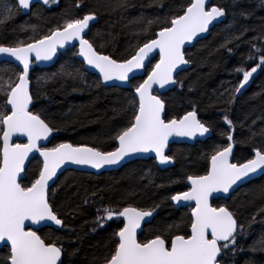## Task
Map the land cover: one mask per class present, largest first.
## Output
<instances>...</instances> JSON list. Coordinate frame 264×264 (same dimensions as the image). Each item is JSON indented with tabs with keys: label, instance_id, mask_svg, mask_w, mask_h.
Masks as SVG:
<instances>
[{
	"label": "snow or ice",
	"instance_id": "1",
	"mask_svg": "<svg viewBox=\"0 0 264 264\" xmlns=\"http://www.w3.org/2000/svg\"><path fill=\"white\" fill-rule=\"evenodd\" d=\"M157 2L163 7L164 0ZM37 3L51 7L52 4L58 5L59 0H0V26L15 15L30 12ZM210 4L211 0H184L174 13L148 19L141 30L147 39L138 43L132 54L123 59L104 54L86 38L91 31L90 22L97 19L95 13L66 19L49 34L30 38V42L0 43V56L14 58L19 62L18 67L22 66L7 78L0 75V251L8 249L0 257V264H71L62 238L55 235L57 231L67 229L53 201L57 192L53 185L59 179L57 174L63 166L74 164L99 170L119 165L126 157L141 153H154L159 164L166 165L173 160L166 152L171 137L211 135V127L198 118L195 102H190L192 110L182 116L168 117L166 102L159 93V89L166 86L183 88V81L177 76L181 66L192 62L188 47L194 46V41L208 33L214 22L221 23L230 13L235 16L231 9L238 0H231L229 7ZM126 5L127 0H116V8ZM81 6L80 0L74 4L77 9ZM241 15L247 18L246 13L241 12ZM153 25L158 30L154 31ZM247 31L249 29L245 28L238 35L226 38L221 47L231 53L229 45L241 40ZM71 41L79 43L78 52L74 55L82 58L81 64L96 70L105 84L116 80L129 83L133 88L127 108L122 109L131 110V117L112 137L118 142L112 151L72 143L62 142L52 147L41 143L49 141L53 132L59 129L51 126L43 117V111L36 108L35 101L39 100L40 94L31 90L30 66L34 61L53 60L58 50ZM247 43L251 45L247 61L255 66L250 70L243 66L234 69L242 79L236 85L224 88L217 97L226 105L236 102L258 69L264 70V29L261 35L253 36ZM154 53L159 58L153 65ZM140 70H146V78L131 85ZM59 75L73 80L83 78L80 69L71 67L69 70L65 65H61ZM223 120L228 131L220 134L226 136L227 145L217 146L211 153L203 155L207 160L205 172L187 175L188 190L177 191L165 198L175 207L190 209V213L182 216L179 222L174 220L153 225L163 201L154 202L148 208L120 204L97 209L93 232L109 221H119L117 229L104 244L105 251L94 258L99 264H236L237 255L245 251L239 241L247 238L257 216L264 217V206L245 222L237 209L228 204L214 206L211 200L214 194H223L217 198L227 200L235 191L234 186L250 180L253 174L264 172V143L252 148L254 154L251 158L233 162L236 124L227 113ZM261 120L264 121V117ZM256 123L253 120L248 126L247 139L264 141V127L253 130ZM240 127L243 128L244 124L241 123ZM14 137H26L27 142H14ZM32 154L42 158L41 166L29 184H22V174L26 173V162ZM145 178L149 184L153 183L150 173ZM97 194L94 190L91 197ZM91 197L86 195L84 202L87 203ZM257 198L264 199V187L259 190ZM260 222L264 223V220ZM145 225H153L152 235L141 239ZM42 228L50 229L49 234H38ZM258 243L259 249L253 244L248 251L264 250V235Z\"/></svg>",
	"mask_w": 264,
	"mask_h": 264
},
{
	"label": "trees",
	"instance_id": "2",
	"mask_svg": "<svg viewBox=\"0 0 264 264\" xmlns=\"http://www.w3.org/2000/svg\"><path fill=\"white\" fill-rule=\"evenodd\" d=\"M77 0H59V4L51 7L35 5L29 15L18 14L13 19L0 26V43L14 44L17 40L30 42V38H40L49 34L57 26H61L66 19L81 17L95 13L98 23L91 29L88 39L104 54L123 59L132 54L138 43H143L146 36L141 34L147 20L165 14H172L184 0H164L163 7L157 0H127L125 7L116 8V0H80L81 7H74ZM211 4L231 6V0H211ZM226 21L214 27L209 36L198 42L188 51L191 57L190 69L182 72L178 80L183 81V88L177 87L168 92L163 99L166 102L167 116H182L192 110L195 102L198 108V117L211 127L212 138L197 142L195 145H174L170 149L173 157V166L161 170L154 160H138L124 166L121 170L103 173L96 176L88 173L67 171L55 184L57 189L53 201L56 210L64 218L67 229L57 231L55 235L63 240L67 252V259L71 264H99L94 258L99 257L104 249L106 240L117 229L119 221H109L103 228L92 231L93 221L97 209L102 206L132 204L148 208L154 202H161L153 225L162 222H179L182 216L190 213L189 209H176L170 200L165 198L177 191L188 190L187 175L204 174L207 160L205 153L217 146H226L228 141L221 132H227L228 126L223 120L225 113L236 124L234 131V162H244L253 156L252 148L264 143L259 138L249 141L248 126L256 120L253 130L264 127V70L258 69L250 78L248 85L242 90L236 102L226 105L218 101L217 97L226 87L236 85L241 75L234 69L243 66L250 70L255 66L247 61L251 45L247 41L253 36L261 35L264 29V2L262 0H238V4L231 9ZM247 14V18L241 15ZM143 17V19H141ZM249 29L241 40L234 41L229 47L232 52L222 48L226 38L233 34L238 35L242 29ZM153 30H158L153 25ZM103 45V47H101ZM75 51H69L60 56L57 63L47 69L35 68L31 73V90L39 92L36 100L37 110L43 111V117L51 126L59 129L54 131L50 147L57 143H72L73 145L95 146L104 151H112L117 146L112 139L117 130L131 117V110L122 111L128 106V100L133 93L120 88H106L96 77L89 74L85 66L77 60ZM158 57L152 61L154 65ZM61 65L80 69L82 79L73 80L59 75ZM71 66V67H69ZM151 65H149L150 69ZM20 69L9 63L0 64V75L5 78L18 72ZM57 74V75H53ZM147 74V72H146ZM39 81V83H38ZM136 79L131 85L142 82ZM191 86L192 90L189 91ZM2 99V98H0ZM244 127L241 128L240 124ZM41 166L38 159L29 164L22 184H29L38 174ZM150 173L153 183L149 184L146 174ZM179 181V183H171ZM164 185V187H157ZM261 187H264V175L249 182L228 200L213 201V205L228 204L240 213L241 220L248 222L257 209L264 206V199L257 198ZM96 190L97 195L91 197ZM91 197L87 203L85 196ZM264 217L257 216L249 230L247 238H241L239 243L245 251L236 257V264H264V250L248 251L249 246L256 244L264 235ZM153 225L144 227L143 236L152 235ZM122 226V225H119ZM68 229H71L69 231ZM45 228L39 234H49ZM77 250L75 255L73 251ZM5 248L0 251V257L7 253Z\"/></svg>",
	"mask_w": 264,
	"mask_h": 264
},
{
	"label": "water",
	"instance_id": "3",
	"mask_svg": "<svg viewBox=\"0 0 264 264\" xmlns=\"http://www.w3.org/2000/svg\"><path fill=\"white\" fill-rule=\"evenodd\" d=\"M36 5H40V6H42V5L39 4V3H37ZM210 5H211V4H210ZM210 5H209V6H210ZM44 7H46V6H44ZM31 10H32V9H31ZM30 13H31V11L28 12V13H23V15L26 16V15H29ZM225 21H226V18H224L223 21H222L221 23H215V22H214V24L210 26V30H209V32H208V33H205V34H202V37H201V38H198V40L194 41V42H193V45L195 46L198 42H200V41H202V40H205V39L209 36L211 30H212L214 27L223 24ZM97 23H98V20H97V19H96V21H94V22H90V27H91V29H92ZM89 33H90V32H89ZM89 33H88V35H89ZM87 37H88V36H87ZM87 37H86V38H87ZM194 46H189V47H188V51L191 50V49H193ZM78 49H79V43H78V41H71V42H69L68 44H66L64 48L58 50L57 55H56V57L53 58V60H51V61H34L33 64L30 66V73H29L30 77H31V73L33 72V70L35 69V67H38V68H41V69H47V68H50V67L54 66V65L57 63V61H58V59H59V57H60L61 54L66 53L68 50H76V52H78ZM153 55H155V57L158 56V54H156V53H154ZM158 58H159V57H158ZM77 60H79V61L81 62L82 58L79 57V56L77 55ZM5 61H12V62H10L9 64H13V65H15L17 68H19V69L22 68V66H19V67H18L19 62H15V61H14V58H9V57H3V56H0V64H1V63H6ZM84 66H85L86 71H87L89 74H91V75H93V76H96V77L102 82V84H103L104 87H106V88H120V89H125V90H129V89H130V84H129V83H126V82H121V81L113 80V81H109V82H107V84H105V83L103 82L102 77L99 75V73H98L96 70L90 68V67L87 66L86 64H85ZM190 67H191V64H189V65H187V66H181L182 70H179V74H178V76H179L182 72H184V71L190 69ZM145 71H146V70H140V71L136 74L135 79H133V80H136V79H139V78H144V77H145ZM178 76H177V77H178ZM133 80H132V81H133ZM132 81H131V82H132ZM155 87L158 88V86H155ZM176 87H177V85H175V86H166L165 89H159V93H162V97H163V96L166 95L168 92L174 90ZM198 118H199V117H198ZM212 136H213V134H212V131H211V135L208 136V135L206 134L205 137H199V136H197V137H195V138H188V137H175V136H174V137H171V138H170V141H169L168 149L166 150V152H167V154L169 155V154H170V151H171L170 148H171L172 146H174V145H183V144H185V145H195L197 142H204V141H206V140L212 138ZM52 138H53V134H52V137L49 138V141H42L41 143H42V144H45V145L48 147L49 144H50L51 141H52ZM13 139H14V142H16V141H18V140H20L22 143H26V142H27V138H26V137H20V138H16V137H14ZM116 144H117V146H118V142H116ZM233 153H235V149H234V148H233ZM34 158H38L40 161H42V158L39 157L38 154H32V155H30V159H29V161L26 162V170H27V168H28L30 162H31ZM138 160H144V161H147V160H154V161L156 162V165L158 166V168L161 169V170H167V169H169V168H171V167L173 166V160H172V162H170L169 164L161 165V164H159V162L155 159V154H154V153H141V154L133 155V156H131V157H126L125 160L122 161L121 164H119V165L105 166L104 168H101V169H99V170H97V169H93V168H91V167H89V166H79V165H74V164H67V165L63 166V168L61 169L60 172H58L57 175H58V177L60 178V176H62V175H63L65 172H67V171H75V172L88 173V174H93V175H96V176H100V175L103 174V173H110V172H116V171H119V170H121L124 166H126L127 164H130V163H132V162H134V161H138ZM233 162H234V156H233ZM263 175H264V172H258V173H256V174H253L250 180H249V179H246L244 183L239 184L238 186H234V187H235V191H233V192L231 193V195H232L233 193H235L238 189H240L241 187H243L244 185H246V184H248L249 182L254 181V180H256V179L262 177ZM22 176H23V179L21 180V182H22V181L24 180V178H25V173L22 174ZM54 179H55V178H54ZM57 181H58V179H56L55 184L57 183ZM50 183H51V182H50ZM55 184L53 185V187L55 186ZM186 186H187V188L190 187V185L188 184V182L186 183ZM231 195H230V197H231ZM222 196H223V194H214V198L211 200V202H213L214 200H221V199H223V198H217V197H222ZM228 199H229V198H228ZM228 199H227V200H228ZM223 200H225V199H223ZM171 203L173 204L172 201H171ZM173 206H174V205H173ZM174 207H175V206H174ZM175 208H176V209H180V208H183V207H179V208H178V207H175ZM26 223H30V222H26ZM145 226H146V225H145ZM145 226H144V227H145ZM37 227H39V226H37ZM43 229H45V228H42L41 230H43ZM38 234H39V233H38Z\"/></svg>",
	"mask_w": 264,
	"mask_h": 264
}]
</instances>
